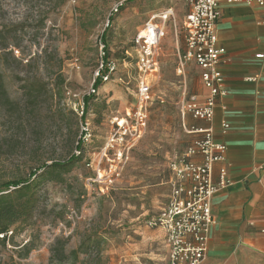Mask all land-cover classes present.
<instances>
[{"label": "rangeland", "instance_id": "rangeland-1", "mask_svg": "<svg viewBox=\"0 0 264 264\" xmlns=\"http://www.w3.org/2000/svg\"><path fill=\"white\" fill-rule=\"evenodd\" d=\"M168 7L175 17L159 46L160 73L150 77L147 128L128 158L115 156L122 147L115 143L104 156L116 118L137 104L134 35L152 11ZM187 11L183 0H0V29L10 42L0 60L1 193L41 167L30 180L33 214L0 240V264H70V252L89 238L91 249L76 264H169L165 235L148 221L172 193L171 160L195 138L188 104L199 93L200 69L194 61L178 69ZM102 52L116 69L93 93ZM86 123L90 135L77 154ZM73 155L67 171L43 167ZM98 170L113 179L107 188L96 182Z\"/></svg>", "mask_w": 264, "mask_h": 264}, {"label": "built area", "instance_id": "built-area-1", "mask_svg": "<svg viewBox=\"0 0 264 264\" xmlns=\"http://www.w3.org/2000/svg\"><path fill=\"white\" fill-rule=\"evenodd\" d=\"M188 7L184 20L185 50L179 55L178 68L181 71L185 63L194 61L201 69V79L209 93L202 103L190 102L188 110L199 119L211 121L214 117L218 97H225L228 91L224 87V76L221 70L226 49L219 45L217 26L222 16L221 6L225 3H244L264 6V0H183ZM175 17L173 7L154 10L150 13L142 29L134 35L133 48L136 53L135 63L138 71L137 104L128 108L125 115L116 118V130L110 135L108 147L114 144L120 147L115 156L122 160L128 158L133 143L145 132L148 124V104L152 101L150 77L159 75L160 62L158 50L162 39L166 36L169 22ZM105 52L96 72L95 81L110 80L116 65L112 61H104ZM263 57L264 54H259ZM94 81V83H95ZM96 90L92 88L94 93ZM84 105L81 107L83 114ZM229 128L228 123L223 124ZM203 133V137L194 141L185 152L170 162L172 173V193L161 213L148 221V226L161 229L165 235L169 250V264H200L208 249V233L215 224L212 210V199L217 190L229 185L227 169L220 168L219 180L214 181L213 170L218 162H224L227 146L216 142L212 128L195 129ZM84 143L90 135L89 124L82 126ZM118 150V151H117ZM81 151H77L80 154ZM200 157L202 161H196ZM96 182L112 184L110 176H103L98 170ZM12 231L9 232V236ZM0 237H3L0 234Z\"/></svg>", "mask_w": 264, "mask_h": 264}, {"label": "crops", "instance_id": "crops-1", "mask_svg": "<svg viewBox=\"0 0 264 264\" xmlns=\"http://www.w3.org/2000/svg\"><path fill=\"white\" fill-rule=\"evenodd\" d=\"M221 11L217 34L226 49L221 70L228 94L218 97L211 121L191 114L189 126L192 143L203 137L195 129L212 128L215 141L226 144L213 178L219 180L224 166L230 183L213 196L216 222L200 264H264V56H258L264 54V6L225 3ZM208 93L201 79L190 102L202 103Z\"/></svg>", "mask_w": 264, "mask_h": 264}, {"label": "trees", "instance_id": "trees-1", "mask_svg": "<svg viewBox=\"0 0 264 264\" xmlns=\"http://www.w3.org/2000/svg\"><path fill=\"white\" fill-rule=\"evenodd\" d=\"M109 18L111 19V16ZM9 44L10 42H8V36L3 29H0V60L4 56L9 55V53L6 52V50L9 49ZM3 78V72L0 70V93L4 91ZM101 84L102 79L97 78L94 83V88H98ZM90 100V95L84 96V109L82 117L86 116L89 110ZM82 145L83 142L80 138L76 148L80 150L82 148ZM76 161V155H73L67 161L55 162L51 165L46 164L43 167H51L54 169L67 171L71 169ZM40 169L41 167L37 170L32 171L28 180H16L7 182L5 186L6 190H9L11 187H13L10 192L1 193L3 190H0V234L3 235V237H0L1 241L6 242L11 238V236L14 234V229L12 227L14 224L18 222H25L32 216L36 203V194L32 189L33 184L32 182H30V180L34 177H38V171ZM10 231H12V234L9 236ZM90 241L91 238H89V241L85 240L81 242L76 250L70 252L69 257L72 259L70 264H76L81 254H86L90 251L92 245V241ZM62 257L67 258L66 255L63 254V252Z\"/></svg>", "mask_w": 264, "mask_h": 264}]
</instances>
